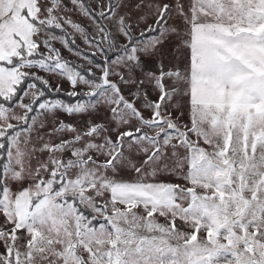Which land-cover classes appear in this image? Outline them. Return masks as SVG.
<instances>
[{
  "label": "snow or ice",
  "instance_id": "snow-or-ice-1",
  "mask_svg": "<svg viewBox=\"0 0 264 264\" xmlns=\"http://www.w3.org/2000/svg\"><path fill=\"white\" fill-rule=\"evenodd\" d=\"M0 264H264V0H0Z\"/></svg>",
  "mask_w": 264,
  "mask_h": 264
}]
</instances>
